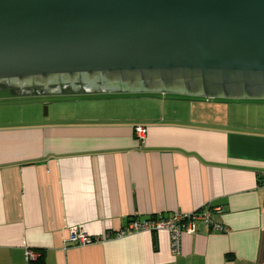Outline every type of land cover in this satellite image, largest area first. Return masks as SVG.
<instances>
[{"label": "crops", "instance_id": "obj_1", "mask_svg": "<svg viewBox=\"0 0 264 264\" xmlns=\"http://www.w3.org/2000/svg\"><path fill=\"white\" fill-rule=\"evenodd\" d=\"M34 95L49 94L0 93V264H264V128L157 94L46 113L14 100ZM198 210L227 231L198 220L178 254L167 230L114 236L134 216ZM72 225L94 241L71 242Z\"/></svg>", "mask_w": 264, "mask_h": 264}, {"label": "water", "instance_id": "obj_2", "mask_svg": "<svg viewBox=\"0 0 264 264\" xmlns=\"http://www.w3.org/2000/svg\"><path fill=\"white\" fill-rule=\"evenodd\" d=\"M89 92L264 98V0H0V93Z\"/></svg>", "mask_w": 264, "mask_h": 264}, {"label": "rangeland", "instance_id": "obj_3", "mask_svg": "<svg viewBox=\"0 0 264 264\" xmlns=\"http://www.w3.org/2000/svg\"><path fill=\"white\" fill-rule=\"evenodd\" d=\"M145 94H157L160 96L161 101L163 99L177 100L179 104L183 107L188 105V102L191 100L210 102L211 104L217 106L216 113L222 117L219 121L226 122L227 120L232 123L233 126H248V124L256 125L258 127L264 128V98L259 99H249V98H209L206 96H191L185 94H177L172 92H157V93H109V94H88V93H66V94H49L44 96H26L20 97L21 99L14 100H38L41 102L42 112H48L49 108L53 106L60 107L61 105L64 108L69 109L73 108L75 110L81 109L85 104H91L92 106H98L99 108H109L113 102L120 103L123 108H127L129 100L128 97L131 96H140ZM163 94V95H161ZM154 95V96H157ZM166 96V97H165ZM174 98V99H173ZM181 99V100H180ZM9 100L4 99L3 101ZM133 100V99H132ZM189 100V101H188ZM170 101V100H169ZM215 103V104H214ZM226 104V105H225ZM119 105V104H118ZM120 106V105H119ZM97 107V108H98ZM182 107V108H183ZM220 108V109H219ZM213 116V112H211ZM249 122V123H248ZM247 124V125H246Z\"/></svg>", "mask_w": 264, "mask_h": 264}, {"label": "built area", "instance_id": "obj_4", "mask_svg": "<svg viewBox=\"0 0 264 264\" xmlns=\"http://www.w3.org/2000/svg\"><path fill=\"white\" fill-rule=\"evenodd\" d=\"M136 133L139 138L144 139L148 128L145 125H137L135 127ZM215 210L220 211L221 207H214ZM203 220L207 226L217 229L219 231H227V228L220 223H215L211 219V211L198 210L191 213L175 212L169 216H163L162 213L157 214L154 219L134 218L130 220L127 225L118 230L114 236L117 238L130 232H137L140 230H167L171 238V249L174 254L180 253L181 250V234L183 232L194 233L196 231V222ZM110 236L107 234L106 237ZM104 237V238H106ZM70 241L77 245H86L94 241V238L88 235L81 226H70ZM26 258L29 261L38 260L42 256V252L27 248L25 251Z\"/></svg>", "mask_w": 264, "mask_h": 264}, {"label": "flooded vegetation", "instance_id": "obj_5", "mask_svg": "<svg viewBox=\"0 0 264 264\" xmlns=\"http://www.w3.org/2000/svg\"><path fill=\"white\" fill-rule=\"evenodd\" d=\"M79 84L76 86L73 85L71 80H63L61 79L59 83H55V82H51L49 81L48 84L44 87L42 85H34V86H27L24 89H20L18 87H11L14 88L15 90H21V92H55V91H79V90H83L84 89V84H82V82H78Z\"/></svg>", "mask_w": 264, "mask_h": 264}, {"label": "trees", "instance_id": "obj_6", "mask_svg": "<svg viewBox=\"0 0 264 264\" xmlns=\"http://www.w3.org/2000/svg\"><path fill=\"white\" fill-rule=\"evenodd\" d=\"M162 214H163V216H169L171 213H170V214L162 213ZM156 216H157V214H154V215L149 216V217H147V218H145V219H150V218H151V219H154V218H156ZM134 218H138V217H135V216H134V217L130 218V220H132V219H134ZM130 220H129V221H130Z\"/></svg>", "mask_w": 264, "mask_h": 264}]
</instances>
